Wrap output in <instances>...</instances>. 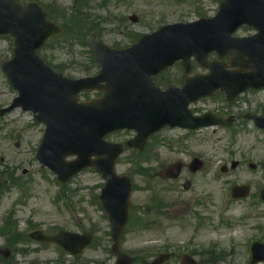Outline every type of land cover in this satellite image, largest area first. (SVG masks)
I'll list each match as a JSON object with an SVG mask.
<instances>
[{
  "label": "rangeland",
  "instance_id": "374dc122",
  "mask_svg": "<svg viewBox=\"0 0 264 264\" xmlns=\"http://www.w3.org/2000/svg\"><path fill=\"white\" fill-rule=\"evenodd\" d=\"M43 1L61 8L73 4V0ZM100 2L93 0L88 11L94 19H99L94 24L101 31V40L120 46L130 41L128 33L147 32L166 21L191 20L200 12L208 13L217 4L216 0ZM134 13L138 16L135 24L128 20V16ZM11 47V39L0 36V58L9 57ZM46 53L65 74L84 76L96 71L89 62L88 49L79 45L77 40L53 47ZM15 95V90L0 70V108L7 106ZM243 98L249 109L264 111V97L261 95L246 93ZM216 102L207 100L202 105L213 108ZM43 128V124L31 121L29 112L14 109L0 115V226L11 225L10 229H17L13 257L20 264H70L74 260L77 264H111L115 256L110 252V241L106 236L108 220L96 201L98 192L94 188L102 183V177L87 170L60 189L55 175L35 159ZM172 135L163 132L156 138L167 139ZM124 136L122 133L119 138ZM188 140L180 149L160 142L155 154L149 157L151 160L144 164L143 173H137L136 164L130 158L133 157L132 151L127 150L120 157L117 171L132 175V209L137 213L140 210L138 215L145 219H152L148 228L126 229L120 249L131 256L140 255V261H149L161 251L173 252L174 256L164 264H180L181 253L193 250L196 252L194 257L201 264H207L202 257L205 249L212 247L221 255L217 264H248L249 242H264V202L258 197L259 189L264 186V171L259 165L264 161V134L247 124L246 130L235 133L233 138L219 130L216 134L204 131L188 137ZM193 155L202 157L206 164L202 171L189 179V189L183 188L185 178H189L187 171L174 181L154 178L161 164L176 159L186 161ZM233 159L240 160L239 166L221 173L220 165H229ZM250 161L258 166L250 169L247 166ZM13 181H17L21 188L13 185ZM232 183L249 184V196L231 199L229 190ZM67 189L72 193L66 197V204L56 195L66 193ZM155 205L157 209L154 211ZM145 209L152 213H145ZM77 217L80 223H77ZM35 228L91 229L97 238L80 255L72 257L55 244L19 238ZM7 233L0 230V246H6Z\"/></svg>",
  "mask_w": 264,
  "mask_h": 264
},
{
  "label": "water",
  "instance_id": "95a60500",
  "mask_svg": "<svg viewBox=\"0 0 264 264\" xmlns=\"http://www.w3.org/2000/svg\"><path fill=\"white\" fill-rule=\"evenodd\" d=\"M262 6L264 7V3L258 4L251 8L246 15L247 21L256 25L260 29V33L237 42L229 38L226 45L221 49L222 52L230 55L232 61L229 65H237L238 69L227 70L225 63H207L202 57V62L210 67L211 72L205 76L189 79V86L185 87L186 89L189 88V95L185 96V101L179 102L178 107V102L173 100L174 95L172 93L158 92L159 94H153L152 99H148L150 101L146 104L145 101L139 99V93L133 90V86L127 90L128 84L126 83L120 86L118 90H109L102 98L88 102L84 108L78 106L74 96L69 97L67 93L60 91L55 82H53L51 89L45 84L35 82L32 94L15 84L20 90V97L16 99V104L38 111L37 118H42L47 125V132L39 148L38 158L55 170L60 179H66L81 167L90 164L88 157L100 152V146L103 143L101 138L106 131L116 127H134L144 138L164 122L174 124L177 121L179 123L182 119L180 117L181 105L195 100L201 94L209 93L220 87L231 99L240 90L248 86L264 85V8ZM9 8L15 10L17 17L8 22L9 30H0L2 32L14 30L13 32L19 37L22 31L28 29L30 36L41 37L43 34L39 31V25L42 23L47 26L51 25L40 11L34 15L35 12L29 10V7L21 9L9 0H0V16L5 15ZM258 10L260 11L258 12ZM215 19V23L221 29L228 27L222 16ZM219 36L223 40L225 33L219 32ZM29 64L39 67L33 57L13 62V65L28 66ZM145 66L146 61L144 62ZM155 66L158 64L154 63V65L148 66L146 71L149 72L150 68ZM25 70L29 69L26 68ZM22 82L24 87L31 84L29 74L22 79ZM92 86L95 85L90 79L82 81L78 87L90 88ZM48 92L50 93L44 96ZM130 95L138 101H132ZM143 105L147 108L143 109ZM176 109L178 113H176ZM262 126L264 127V125ZM112 151L113 155L110 162L105 161L100 165L98 162H94V165L108 178L102 199L113 224L112 235L117 240L126 217L125 203L129 190L128 188L125 189L122 182L117 180L122 178L117 177L112 170L113 160L115 154L120 151V146L117 145ZM71 153H76L78 159L65 162L64 157ZM176 168L177 166H173V170ZM60 235L57 238L62 244L69 248L76 247L77 242L75 240ZM34 236L41 237L38 234H34ZM75 237L76 239L81 238L77 235ZM258 245V243L254 245L255 251ZM164 257L165 255L160 257V260ZM125 262L126 258L121 257L118 264H126ZM183 262L196 264L189 256H184Z\"/></svg>",
  "mask_w": 264,
  "mask_h": 264
},
{
  "label": "flooded vegetation",
  "instance_id": "af4514ba",
  "mask_svg": "<svg viewBox=\"0 0 264 264\" xmlns=\"http://www.w3.org/2000/svg\"><path fill=\"white\" fill-rule=\"evenodd\" d=\"M181 74H183V73H182V71L179 70V69L176 70V74H174V73L171 72V76L169 75V72L167 71V72H165L164 74H161V75L159 76L158 80H159V82H160L161 84H165V85H166L167 83H169V82H173V83L179 85V84H181V81L178 80V78L181 76ZM193 107H194V109H195L196 111H200L199 108H197L195 105H193ZM238 108H239V107H237L236 109H238Z\"/></svg>",
  "mask_w": 264,
  "mask_h": 264
}]
</instances>
